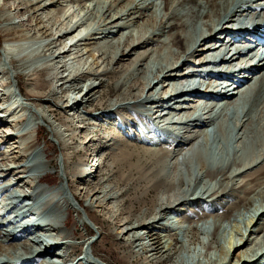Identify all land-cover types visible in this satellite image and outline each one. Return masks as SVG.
Here are the masks:
<instances>
[{
    "label": "bare ground",
    "instance_id": "bare-ground-1",
    "mask_svg": "<svg viewBox=\"0 0 264 264\" xmlns=\"http://www.w3.org/2000/svg\"><path fill=\"white\" fill-rule=\"evenodd\" d=\"M41 1L43 0H0V23L8 21L12 17H15L19 20L18 24L13 23L15 20H13L11 23L13 25V29L11 33L12 37L9 38L10 44L24 43L33 35H38V38H49L43 50L41 51H44L45 53L51 52L52 54V52L54 53V51H51L52 48L58 46L57 50H59V53L56 57L72 55L75 59L77 57L76 54H79L80 52L82 53L83 50L79 48V43H86L84 42L85 39H77L78 35H80L79 33L74 35L78 29V26L77 28H74V30L71 29L63 34L59 33L60 35L57 37L54 35L53 30L50 29L51 27L47 28L45 25L41 27L40 22L44 20L40 19L37 22L38 17H35L36 11H38L39 7L43 5L47 9H51L50 7L55 9L60 3H58L59 0H44V3H41ZM117 1V3H119L123 0ZM129 1L131 2L133 0H125L122 5L123 8L118 10L117 13H115L116 15L109 14L111 16L108 18L111 20L117 15L118 17L112 21H109L110 24L107 29H110L113 25L115 26V24L119 22L118 20L123 19L124 15L127 16L125 18H130L131 20L134 19L132 17L134 12H130L132 8L128 4ZM161 1L165 3L166 12L162 15V17L159 18V20L157 19L158 17L153 14V12H151V14L148 16L144 14V16L147 17L148 23L146 25L148 26L146 30L150 27L152 30V35L148 37L146 36L145 39H140L139 41L137 40L138 42L136 43L134 40V42L126 41L123 44H118V51L116 52L112 51L110 53L103 50L101 52L104 56L102 61L106 62L107 67L99 72L96 71L91 73L90 70V73L86 74L87 78L85 81L87 83H84L86 84V89H80L79 91L77 90L78 92L75 93V97H80V95H82L81 102L76 101L73 103V106H75L77 112H80L83 117L84 115H88L90 118L92 116L90 114H84L83 110L88 105V107L92 108L89 110V112L97 110V105H94V103L101 105L102 108H106V112L117 111L119 108L125 109L134 107L141 109V105L147 108V104L149 103L148 105H150L152 103L150 100H154V104L161 105L164 103L167 105L182 103L179 104V110L173 109L175 112H172L173 114L171 116L173 119L174 114L179 112V118H177L179 123L175 122L174 120L176 119L174 118L171 124L176 125H173L172 127L170 126L171 128L167 129L173 131L172 134L179 135L177 139L178 144L173 148L172 146L174 144L170 146L167 143H154L153 145L155 146H151L146 142L148 139H164L167 136L168 131L160 129L155 125L145 123V125L143 124L141 126L142 128L140 130H137L133 128L121 127H126L127 125V121L124 118L119 117L120 122L115 120L112 121L113 123L121 124L119 126V130L121 133H125L126 139H114L108 142L109 144L107 143L108 145H106V148L110 151L108 163L112 166H128V171L125 173L127 182L133 180L134 178H139V181L144 180L146 183V189L144 190L148 191L153 189L155 191V196L151 205L149 207L142 208L138 214H133L135 215L133 218H130L131 215H127L125 218H119L114 213L110 215L109 213H111V210H113L112 208L114 207V204L119 205L118 203L123 201L126 193L123 188L120 187L119 189L113 190L114 187L112 188L108 183H106L107 180L109 181V173L111 169H109L107 176L103 175L101 178L102 180L105 179L103 181L106 183H103V187L100 185L101 182L99 181L95 183L94 180L92 185L90 181L91 178L96 179L95 177H97V174H99V168L101 167L98 165V167L95 168L92 173H87L86 175L84 174L86 178L89 176L88 180L81 179L82 175H77L76 178H80L82 181H84L85 186L81 185L77 187V191H74L73 188L76 186L73 184V182H75V180L70 176L71 173L69 171L71 170V165H66L67 163L65 162V158L61 168L66 177H64L63 174L61 177L65 178L67 189L64 187V185H59L56 187L49 185V188L48 186H42L40 183L47 177L48 170L55 167L54 161L50 158L47 152L44 151L46 153V161H43L40 158L34 159L35 157L32 158L33 156H31L33 166L31 167L32 169L29 170L32 173H26L27 171H25V169L27 165L23 164L24 159L21 155L22 151H20V146L15 144L17 140L12 142L11 138L0 136L3 143L1 148L4 149L1 154V161H3L6 165H8L7 162L10 161L11 163L17 164L16 167L18 169L23 168V170H15L14 167H10L8 168V172L10 169H12L10 174L5 171L0 173V179L4 177V175V178L6 179L10 177L11 174L16 177L14 178L15 181H12L11 179L9 180L8 178V180H5V182H0V233L5 234L4 236L2 235L3 238H0L2 241H15L16 236L22 232V229L27 224L26 226L28 229L33 227L36 228L37 226H40L37 228H48L47 230L49 233H45V236L52 239L51 245L57 247L59 244V247H61L59 248L60 251L64 247L62 241V239H64V244L66 245L65 250H70L71 247H76L78 244L71 240L74 235H76V232L66 230V227L71 222L68 220L70 213L69 209H76L80 213L81 210H83L88 220L86 218L81 219H84L86 224L93 228V226H97V223L89 214L88 210L93 209L94 207H100L101 209L98 208L100 211L107 209L105 212V218L111 221V217L114 224L117 226V239L122 240L127 246H130L132 248L131 252H136L138 255L144 254L147 264L162 261H167V264H182L181 262H183L184 258L181 256V251H183L181 249H183V246H179V244H181L180 239L177 240V238L174 236L173 242L171 238H169L170 240L166 238V234H163L165 230L164 228H161V220L164 219L161 216H157V214H155L154 216L147 218L150 211L152 214L153 210H162L172 206L170 204L164 205V198L162 199L163 195H167L169 192H172V197L176 194L177 196L179 195L177 198L178 201H174L175 206L177 207L176 212L179 211L180 215L182 216H180L179 219H182L183 222H188L190 226L184 230L185 236H189L187 233L192 231L193 228L197 227L199 229V225H194L193 227L192 224L193 222L199 224L198 221L205 217L204 213L206 211L207 217L212 218L211 220L213 221V224L216 225V223L218 224L217 221L220 219H231L230 217L233 216L234 211L241 212V207L246 210H252L250 213L252 215L251 221L247 225L248 227L246 229V233H242L240 230L241 236L239 238L237 237V240L234 238L233 240L229 241L228 245L226 246L218 245L217 249L223 262L221 261L217 263L215 260L214 264H222L229 259L235 260V258H238L237 262L242 261L241 257L244 256V253L247 250L252 249L260 239L264 238V212L260 211L259 209L254 210L255 208L251 209V207L254 205V196L260 198L264 197V120L262 121V114H264V105H262L264 104V51H259L256 49V47H254L246 51L240 50L241 52L239 54H237V51L233 52L234 49H237L240 47V45H248L249 41L244 35H241L237 41H233L232 43L222 41L218 48H210L213 42L216 41L215 38L217 34L223 33L222 31L216 33L218 28H221L225 24L234 21L238 15L254 14V10L250 9V6L252 3H254V1ZM102 2L103 1L100 0V3ZM108 3H110V1ZM104 4L102 6H104ZM152 5L153 4H151V6ZM145 6L148 5L146 4ZM108 8H110V5ZM262 10L264 12V8ZM6 11H8V14ZM12 11L16 12L14 16H12L10 13ZM141 14H143V12ZM34 18H36L35 26L32 23ZM201 25L204 26L203 30H201ZM259 27L261 28L260 30H263L262 27L264 26L258 25V28ZM122 29L123 28L120 26L116 30V33L118 31L119 34ZM7 30L9 29L0 27V34H7ZM113 31L114 30H112V32ZM112 32L108 31V33ZM101 33L102 32H92L91 36L89 35L90 38H86V40H89L87 42L88 44L94 45V49L97 40H100L98 38ZM67 40H70V42H68L65 47H63L64 49H61L62 44H65ZM211 52L231 53L230 60L224 62L223 65L220 63L217 68L214 67L213 69L218 74L217 78L221 81L226 78L223 74L225 66L227 65L228 67H232L236 62H238L243 68L237 71V74L234 75L236 78H242L239 85H237V88L233 90L231 96H225L224 101L221 102L210 101L209 99H215L213 96H209L208 98L199 96L197 100L194 101L180 102L182 99H188L185 96L186 87H183L182 84L184 82H188V78L195 76L194 74L187 71H190L195 67L203 68L204 66H207V55ZM8 54L9 53L2 54L4 58L0 65L6 67V63H13L19 68L25 66L26 61H20L19 59H13L7 62ZM56 61L58 62L57 67L60 66L62 68L65 66V62L63 60L59 59ZM78 62L80 63L79 59ZM49 65L50 64H43V66L41 65L42 67L40 69H37L35 72H33V80L35 81L34 84H36L40 80H38V78L42 75L44 76V74H47V76L50 77L49 70L51 67L48 68ZM153 66H156V69L154 68L155 70L152 68ZM64 70L66 71V69ZM22 73L23 72L19 73L18 71L13 74V77L18 79V77L22 76ZM183 73L185 74L184 76H182ZM24 74H26V72ZM231 74H234V72ZM24 76H27V80H32V74L27 73V75ZM211 77L199 78V81L205 85V90L217 88V85H212L214 81L207 82V79ZM166 81L168 83L164 84ZM220 81L218 84L221 83ZM16 82L22 95H33V98H29V100H32V102H28L27 104L30 106V109H32L36 119L40 120L37 121L38 123L50 126L49 132L53 133V135H56L59 140L61 139V134L63 139H72V142L77 138V135L74 134V132H71L74 131L72 127L70 128L71 125L63 122L57 123V116L59 114L56 108L49 109L44 107V104L47 102L46 100H43V91L39 90L38 93H33L31 89L28 91L29 89L27 88V91H24V94L23 87L20 86L19 79L16 80ZM14 84L16 85V83ZM39 84L43 90L42 83H37V88L39 89ZM110 85H112L114 95L105 100L103 93L104 90L108 89ZM159 85L162 87L161 90L158 89ZM60 88L63 91L62 85ZM230 90L231 89H228L227 93ZM54 95L55 93L52 91L51 96ZM165 95L168 96L167 99L162 100V97ZM189 98L191 97L189 96ZM143 99H146V101H143ZM190 100H193V98ZM55 105L58 107L57 102ZM231 109L234 110V114L229 116L228 114ZM136 113L137 115L141 114L142 116V113ZM102 115L105 116V114ZM95 119L98 120L97 117H95ZM29 120L30 118L25 121V123L27 122L26 127L28 130L33 128V125L28 123ZM225 120H228L229 122L231 120L230 123L232 131L222 124ZM261 121L263 124H261ZM144 122H148L147 118ZM84 124V126L76 125L75 127L77 130L83 129V127H89L87 123ZM37 125L38 124H35V126ZM206 128H211L213 131L212 138L215 142L211 144L209 141V139H211V134ZM139 132L143 134L142 137H140ZM24 135H26V133H22V139H25ZM90 136L91 134H88L85 137L81 136L83 139L85 138V140L88 138L85 146H87L92 141V136ZM201 136L204 138L203 140L201 139ZM18 137L19 136L17 135L15 138L19 140L20 137ZM38 139L39 135L38 130L36 129L35 137L31 141L25 143L27 146H22H26L25 150L32 149V152H30L31 154L34 152L33 149L37 147ZM235 139L239 141L238 144L234 142ZM94 143H96V141H94ZM65 145H67L65 148L68 149V144L66 143ZM218 146L219 151L221 150L220 154L218 153L219 151H216ZM38 148L39 147H37V149ZM90 155H93V152ZM89 158L91 159L92 156ZM96 158L97 156L94 158V160L97 162L98 160ZM92 161L93 159L90 161V163ZM21 171H23L25 174L20 175ZM206 176L212 177L214 179V183L212 185L208 186L207 181L204 180ZM29 181L35 183V190L39 189V192L44 193V198L49 197L48 199L53 201L52 207L58 203V206H60L61 209L50 211L52 209L50 208L48 210L50 212H48L46 209L41 210L45 204V201L41 199L43 196L39 200L34 201L36 204L35 206H33L31 202L28 203L27 201L26 205L22 206V208H26V211L20 210V212H18L19 214H25L26 216V212L30 211V213H33L32 215L35 219L33 218L34 220L30 221L29 219H31V217L29 216L31 215L28 216L27 214V219L21 225H18L17 227L13 226L14 228L9 226L11 229H2V226H4V220H2L3 214H1L2 212L6 211V209L14 208V204H16L17 199L19 198H25L26 200L33 199L34 192L30 194L28 192L29 190H32L31 186L27 185ZM21 182L22 184H20ZM193 183H199L200 191L199 193L197 192V195L200 196V198L202 197L201 199H198L200 201H196L198 207L200 206V210L198 209V211L195 210L194 212L192 209H195V205L189 203L191 199L187 194ZM23 185L28 186V188ZM126 185L128 184L126 183ZM14 188H16V190H13ZM16 192L18 195H15ZM234 194L236 195L235 199L233 197ZM167 196L170 197V195ZM262 200L264 201V199ZM64 203H69L68 208H64ZM193 203H195V200ZM121 206L122 204L119 205L120 211H122ZM37 216L39 217L37 218ZM50 219L53 221L55 219L57 225H55L56 223L53 224V222H50ZM58 231L61 233L57 234ZM56 234L58 236L61 235V238H58ZM191 237L188 239V241L191 240L192 242L194 238L193 236ZM30 240L32 241L29 243L28 249H26V254L30 255L26 257L21 256V250L25 248L20 247L19 243L9 242L8 246L0 243V264H19V260L23 261L24 264H28L30 262L29 259L31 258V255H37L35 254V250H33V238ZM95 241H97V239L87 241V243L92 247V253L94 256L88 248L86 251H84V256L89 258V261L92 258V263L90 264H105L100 262V260L98 261V257H96V252L98 251L94 247ZM22 244L23 246H27L24 245L25 242H22ZM176 244H178L179 247ZM204 244L203 249L206 251L203 252L208 254L207 248L210 246H206ZM51 245L49 244V246ZM55 247L51 250H45L47 255L49 253V258H51L50 254L55 251ZM40 249L42 248H38L37 250ZM26 250L22 251L24 252ZM71 255L72 250L66 251L64 256L70 257ZM33 256L32 258H35ZM60 257H63V255L54 254L53 258H51L52 264L54 262L55 264H62L63 262L61 260L65 259V257ZM81 259L78 260L77 264H82ZM46 260H48V258H45V261ZM74 260L70 261L72 263H76ZM41 262L42 264H47L44 262V260H41Z\"/></svg>",
    "mask_w": 264,
    "mask_h": 264
},
{
    "label": "rangeland",
    "instance_id": "rangeland-1",
    "mask_svg": "<svg viewBox=\"0 0 264 264\" xmlns=\"http://www.w3.org/2000/svg\"><path fill=\"white\" fill-rule=\"evenodd\" d=\"M102 1L103 2L100 3V0H59L58 3L60 2L61 4L60 3H59V5L57 4L58 6L55 9H52V7H50L51 9H47L46 7H44L42 5L39 7L38 11H36L35 17L36 18L38 17L37 22L40 19L44 20V21L40 22V26L42 27L45 25L47 28L51 27L50 29L53 30V33L56 37L60 34H63L67 31L71 30V29L74 30V28H77V26H78V29L74 33V35L75 34L77 35L79 33L80 35H78L77 39H79V38L85 39L84 42L87 43L89 40L88 39L86 40V38H90L92 32H102L98 38L100 40H97L98 44L97 43L95 44V49H94L93 44H88V43L86 44L83 42L79 43V48L83 49L82 53L80 52L79 54L78 53L76 54V56L80 60V63L78 62L77 57L74 59V57L72 55L71 56L67 55V56H63V57L62 56L56 57V56H58V53H59L58 52L59 50H57L58 46L52 48L51 51H54V53L52 52V54H51V52L45 53L44 51H41V50H43V48H44V46L47 43V40L49 38L48 39H46L45 37L38 38L39 37L38 35H33L31 38L26 40L24 43L10 44L9 38L12 37L11 33H12V29H13V25L11 23L13 20H15L16 22L14 21L13 23L18 24L19 20L16 19L15 17H12L10 20L3 22V23H0V27H4V29H6V28L9 29V30H7L8 31L7 34H0V64L4 58V56L2 55L3 53H5V54L9 53L7 62L9 60H13V59L14 60L19 59L20 61H26L25 66L22 68H19L18 66L14 65L13 63L12 64L6 63L7 66L6 67L4 66L5 68L2 65H0V119H1L0 120L1 121L0 122V136L11 138L12 142L17 140V142L15 144L20 146V148H21V150H20V151H22L21 155H22V158L24 159L23 164L27 165L26 169H25V171H27L26 173H28V172L32 173L30 171L32 169L31 167L33 166V161L31 159V156H33L32 158L35 157L34 159L40 158L41 160L46 161L47 158H46V153L44 151L47 152V154L50 156V158L54 161L55 167L50 168L48 170L47 177L45 178V180H43L40 183V185L46 186V187L48 185V188H49V185L55 186V187L59 186V185H64V187L67 189V183L65 181V178L61 177L62 174L64 175L63 170L61 168L63 165L64 158L66 159V161H65L67 163L66 165H69V166L71 165V170H69L71 173L70 176L75 180V182H73V184L76 186L73 188V190L77 191V187H79L81 185L85 186L84 181H82L81 179H87L88 180L89 176L86 178L85 175L87 173H92L91 172L92 167H95V165L94 164L89 165L90 161L92 160V158L90 159L89 157L92 156V155H90L92 152H94V153L96 152L97 154L95 155V157L97 156V158H96L98 160L97 165L101 168H99V174H97V177H95L96 179L91 178V180H90L91 185L93 184V182L95 180V183L97 181L101 182L100 185H102V187L104 186V184L108 183L110 185V187H112V188L114 187L113 190L119 189L120 187L123 188V190L126 191V193H125V196L123 198V201H121V203H118L119 205L122 204V206H121L122 211L119 210V205L114 204V207L112 208L113 210H111V213H109V214L111 215L112 213H114L119 218H121V217L125 218V216L131 215L130 218H133L135 216L133 214H138L142 208L149 207L151 205L152 200L155 196V191L153 189L145 191L144 189H146V187H145L146 183L144 180L139 181V178H137V179L134 178L133 180H130L127 182V179L125 178V175H126L125 173L128 171V169H127L128 166H125V165H123V166H115V165L112 166V165H110L108 163L110 151L106 148V145H108L109 144L108 142H110L114 139H126L125 133H121L119 130V126L121 124L112 122L114 120L120 122L119 117L124 118L127 121L126 127L121 126L123 128H133V129L140 130L142 128L141 126L143 124L144 125H145V123L151 124L150 122H144L145 121L144 115L141 116V114L137 115V113H136V112L142 113L143 111L144 112L147 111L145 109H148L150 107V105H148L149 103L147 104V108L145 106L141 105V109L140 108H134V107L133 108H125V109L119 108V109H117V111H113V112L112 111L106 112V108H102L101 105L94 103V105H97V110L89 112V110L92 109L91 107H88L89 105L87 107H85L83 110V113L84 114H90L92 116L91 118L88 115L87 116L84 115V117H83L82 114H80V112H77V109H75V106H73V103L76 101L81 102L82 95H80V97L79 96L75 97V93H77L80 89H86V86H85L86 84H84V83H87L85 81V79L87 78L86 74L90 73V70H91V73L96 72V71L99 72L101 70H104L105 67H107L106 62L102 61V59H104V56L101 52L103 50L110 52V53L112 51L116 52V51H118V48H117L118 44H123L126 41H129V42L133 41L134 42V40L136 43L140 39H145L146 36L148 37V36L152 35V30L150 29V27L146 30V28L148 27L146 25L148 23H147V17L144 16V14L148 16L149 14H151V12H153V14L156 15V17H158L157 19L159 20V18L162 17V15L166 12V10H165V3H163V1H161V0H133L131 2L129 1L128 4L132 8V10L130 12H132V11L134 12L132 14V17L134 19L131 20L130 18H125L127 16L124 15L123 19H120L121 21L118 20L119 22L117 24H115V26L113 25L110 29H107V27L110 24L109 21H112L113 19L117 18L118 15L115 16L112 20L109 19L108 17H110L111 15H116L115 13H117L118 10L123 8L122 5L125 2V0L121 1L122 3L121 2L117 3L118 2L117 0H109L110 3H108L109 2L108 0H102ZM104 1H106V2H104ZM160 2H161V4H160ZM41 3H44V0L41 1ZM97 4H98V6H97ZM103 4H104V6H102ZM146 4L148 6H145ZM151 4H153V5L151 6ZM109 5H110V8H108ZM112 5H113V8H112ZM144 7H146V8H144ZM142 9H143V11H142ZM145 9H147V10H145ZM144 11H145V13H144ZM139 12H141V13L143 12V14H141ZM6 13L8 14V11H6ZM10 13L12 16H14L16 12L12 11ZM109 14H111V15H109ZM36 18H34V20L32 22L34 26L36 23ZM126 20L129 22V24ZM55 21L57 24L55 23ZM120 26L123 29L118 34V31L116 33V30ZM201 27L203 30L204 26L201 25ZM112 30H114V31L112 32ZM149 30H150V32H149ZM108 31H111L112 33H108ZM68 42H70V40H67L65 44H62L61 49L63 47H65V45ZM99 54H101V55H99ZM59 59L63 60L65 62V63L63 62L65 64V66H64L65 68L64 67L61 68L60 66L57 67L58 62L56 60H59ZM43 64H50L48 68H50V67L51 68L49 70L50 77L47 76V74H44V76L42 75L41 77L38 78V80L39 79L40 80L37 83H42V88H43V90H42L40 84H39V89L37 88V83L34 84L35 81L33 80V77H34L33 72H35L37 69H40L43 66ZM51 64L53 67L51 66ZM151 65H153V64H151ZM152 68L156 69V66H153ZM64 69H66V71ZM88 69H89V71H88ZM18 71H19V73L23 72L22 76L18 77L19 82H20V86L23 87V93H24V91H27V88L29 89L28 91H30V89H31V91L33 93H38L39 90L43 91V100L44 101L46 100V102H47L44 104V107L49 108V109L56 108V110L59 114L57 116L58 117L57 123L63 122V123L71 125L70 128L72 127V129L74 130L71 132H74V134L77 135V138L75 140H73V142H72V139H69V140L63 139L62 134H61V139L59 140L56 135H53V133L49 132L50 126L43 125V124H40L37 122L40 120L36 119V116H34L35 114L33 113L32 109H30V106L27 104L28 102H32V100H29V98H33V95L32 96L22 95L18 89V86H17L16 80H18V79L13 77V74L18 72ZM71 71H73V72H71ZM79 71H80V74H79ZM25 72H26V74H24ZM27 73L32 74V77H31L32 80L31 79L27 80V76H24V75H27ZM77 75H79V76H77ZM60 79H62V80H60ZM208 81H210V82L215 81V79L211 77V78L207 79V82ZM14 83H16V85ZM167 83L168 82L166 81V83H164V84H167ZM61 85L63 87V91L60 88ZM81 86H82V88H81ZM158 87H159L158 89L161 90V88H162L161 85H159ZM64 89H65V91H64ZM49 90L51 92L54 91L55 95L51 96V92ZM66 91H69V92H66ZM113 95H114V92L112 90V85H110L108 87V89L104 90L103 97L105 100H107L108 98L112 97ZM69 96H70V98H69ZM143 101H146V99H143ZM56 102L58 104L57 105L58 107H56V105H55ZM262 105H264V104H262ZM104 107H106V106H104ZM172 112L174 113L175 111L171 110V114H173ZM178 113L179 112H176L174 114V118L176 119L174 121L179 123V121L177 120V118H179ZM102 114H105V116H103ZM106 114H107V116H106ZM262 115H263V117H262L263 118L262 121H263L264 120V114H262ZM95 117H97L98 120H96ZM213 117H215V116H213ZM29 118H30V120L28 123L32 124L33 128L28 130L26 127L27 122L25 123V121L28 120ZM84 121H86V122H84ZM262 121H261V124L264 123V121H263V123H262ZM111 122H112V124H111ZM224 122H226V120ZM224 122L222 124H224ZM84 123H87V125H89V127H86V128L83 127V129H78V130L76 129V127H75L76 125L77 126H82V125L84 126L85 125ZM234 123H235V121H234ZM35 124H38V125L35 126ZM173 125H176V124H172L171 127ZM171 127H169V128H171ZM36 129L38 130V135H39L37 147H39L41 149V151L39 148L37 149V147H35V149H33L34 152L30 154V152H32V149L25 150V148L27 146L25 143L31 141L35 137ZM206 129L208 131L211 130V128H209V129L206 128ZM22 133H26V135H24L25 139L24 138L22 139V136H21ZM88 134H91L92 141L87 146H85L88 138L85 140V138L83 139L81 136L85 137ZM17 135L20 137V138L18 137L19 140L15 138ZM139 135H140V137H142L143 134L139 132ZM1 137H0V139H1L0 140V173H2V171H5L8 174H10V172L12 170V169H10L8 172V168H10V167H14L15 170H23V168L18 169L16 167L17 164H15V163H11L10 161H8L7 162L9 165L8 166L3 161H1L2 160L1 154H2V151L4 150L3 148H1L3 145ZM203 137H204V135H203ZM203 137L201 136L202 140L204 139ZM210 140L211 139H209V141ZM94 141H96V143H94ZM70 142H72V143H70ZM234 142L236 144L239 143V141H237V139H235ZM66 143L69 146L68 149L65 148L67 146V145H65ZM177 144H178V142L176 141L174 143V145L172 146V148L175 147ZM22 145H26V146L24 147ZM151 146H155V145H151ZM36 150H37V152H36ZM216 151H219V146H218V149ZM220 152H221V150L218 153L220 154ZM88 158H89V161H88ZM98 166H96V168ZM109 169H111L110 173H109ZM108 173H109V181L107 180L105 183V181H103L105 179L102 180L101 178L103 175L107 176ZM21 174L24 175L25 173L23 171H21L20 175ZM77 175H82L81 179L80 178L77 179L76 178ZM4 177H5V175H4ZM4 177H2L0 179V182H2V181L5 182V180H8V178H9V180L11 179L12 181H15L14 178H16L12 174L10 175V177H8L6 179ZM64 177H66V176L64 175ZM201 179H202V176H201ZM204 180L207 181L208 186L212 185L214 183V179L212 177L206 176L204 178ZM126 183L128 185H126ZM20 184H22V182ZM20 184H19V186H20ZM111 184H112V186H111ZM27 185H30L32 188V190L28 191L29 194L34 192L33 193V199L32 200H26L25 198H19V199H17L16 204H14V206H15L14 208H12V209L9 208V209H6V211L2 212L1 213V214H3L2 220H4V223H3L4 226H2V229H4V228L11 229V228L17 227L18 225H21L27 219V217H26L27 214H28V216L31 215V216H29V217H31V219H29L30 221L35 219L32 215L33 213L32 212L30 213V211L26 212V216H25V214H23V215L19 214V212H20V210L26 211V208H22V206L26 205L27 201H28V203L31 202L33 204V202L36 200H39L43 196L44 193L39 192V189L35 190L36 185L34 182L29 181L27 183ZM23 186H25V185H23ZM199 186H200L199 183H193L191 186V189L187 192V194L189 195V198L191 199L190 200L191 202L189 201V203L190 204L192 203L195 205L194 206L195 209H192L193 212L195 210L198 211V209L200 210V208H199L200 206L198 207V204L196 203V201H200L198 199L202 198V197L200 198V196L197 195L200 191ZM25 187L28 188V186H25ZM13 190H16V188H14ZM29 194H27V195H29ZM16 195H18L17 192H16ZM51 195H52V193H51ZM167 195H170V197L172 199L170 197H168ZM167 195L165 194L162 197V199L164 198L163 199L164 205L170 204L174 207L170 206V207H168L166 209H162V210L157 209L158 211L153 210L152 214L150 211L147 218L152 217L155 214H157V216H161L162 218H164L163 220H161L162 221L161 228L162 229L164 228L165 231L163 232V234L164 235L166 234V238H168V239L171 238V240H173V237L175 236L177 238V240L180 239L181 244H179V246L180 245L183 246V249H181V250H183V251H181V253H182L181 256L183 258V256L186 253V257H187V259H183V262H181L182 264H214L215 260L217 263L221 262L222 260L220 258V253L217 249V246L218 245L226 246V245H228V242L233 240L234 238H235V240H237L241 236V234H240L241 232L246 233V229L248 227L247 225L251 221L252 215L250 213L252 210H246L242 207H241V209H242L241 212H236V211L233 212L234 213L233 216L236 214L234 217L231 216L230 217L231 219H225V220L220 219L217 221L218 224L216 223V225L213 224V221L211 220L212 218L207 217V211L206 212L204 211L205 212L204 213L205 217L203 218L204 220L201 218L202 220L198 221L199 224H196L194 222L192 224L193 227H194V225H197V226L199 225L198 227H201V229L204 228V231H202V230H200V228L198 229L196 227V228H193L192 231H189V233H187L189 236H185L184 230L187 229V227L189 228L190 226H189L188 222H183L182 219H179L181 216L180 212L179 211L176 212L177 207L175 206L174 201H176V202L178 201L177 198L179 197V195L177 196V194L176 195L173 194L174 196L172 197V192L167 193ZM234 195H233V197L235 199L236 195L235 196ZM48 198H44V196L41 198L42 200L45 201L44 202L45 204H44L43 208H41V210L46 209L48 211L49 210L48 208L50 207V205L52 206L53 201L51 199H48ZM174 198H176V199H174ZM262 199H264V197L260 198V197L254 196V201H253L254 205L251 207V209L255 208L254 210L259 209L260 211L264 212V201ZM165 200L168 202H166ZM194 200H195V203H193ZM206 200H208V199H206ZM81 203H82V199H81ZM68 204L69 203H64V205H63L64 208H68ZM256 207H258V208H256ZM51 208L52 209L50 211L61 209L60 206H58V203L55 204V206L51 207ZM98 208H100V207H94L93 209L88 210L89 214L94 218L95 222L97 223V226H95V227L93 226V228H91L88 224H86L84 219H81V218L87 219L85 212L83 210H81V213H80L76 209H69L70 213H69L68 220L71 222L66 227V230L76 232V235H74V237L71 240L74 243H77L78 245L76 247H71L70 250H72V255L70 257L69 256L66 257V256H64L66 251H70V250H67V249L65 250L66 245L64 244V239H62L64 247L61 250H63V252H65L63 257H60V258L65 257V259L61 260L63 262L62 264H77L78 260L81 258H82L81 259L82 264L92 263V258L89 261V258L85 257L82 253H83V251H86L87 248L90 249V251L92 253L93 252L92 247L87 243V241L96 240V239H97V241H95V243H94V247L98 251V252H96V254H97L96 257H98V261L100 260V262H102V263H105V264H147L145 261L144 254L138 255L136 252H131L132 248L130 246H127L122 240L117 239V237H118V235L116 234L117 233V226L114 224L113 219L111 217H110L111 221H109L105 218L106 217L105 212L107 209H105L104 211H100L101 208L100 209H98ZM50 211H48V212H50ZM107 215H108V213H107ZM7 217H9V218H7ZM38 217L39 216H37V218ZM49 221L53 222V224L56 223L55 225H57V222L55 221V219H54V221L51 219ZM33 222H35V221H33ZM26 225L24 226L25 229L24 228L22 229V232H21L22 234L20 233L19 235L16 236L15 241H2L0 239V243L4 244L5 246L6 245L8 246L9 242L19 243L20 247L25 248L22 250H26L29 247V243L32 241L30 239L33 238V250H34V245H38L39 239L42 237V238H46L45 239V245L46 246H49V244L50 245L52 244L51 243L52 239L45 236V233L46 234L49 233V231L47 230L48 228H46V227L37 228V227H40V226H37L36 228L33 227L31 229H28V227ZM97 227H99V228H97ZM57 228H58V226H57ZM240 230H241V232H240ZM60 231H58L57 234H60L61 233ZM99 232H101V233H99ZM2 235L4 236L5 234L0 233V238L1 237L3 238ZM191 236H193V238H194L193 241H195V239H196L195 242H193V241L191 242V240L188 241V239ZM58 238H61V235H59ZM22 240H24V241H22ZM22 242H25L24 245H27V246H23ZM173 242H174V240H173ZM204 242H205V244H204ZM203 244L206 246L207 245L210 246L207 248L208 254H206V252H203V251H206L205 249H203ZM176 245L178 246V244H176ZM53 246L54 245H51L50 247L53 248ZM55 248H56L55 251L50 254L51 258H53L54 253L58 252L59 248H61V247H59V244H58L57 247H55ZM22 250H21L22 255L20 254L21 256L26 257V256L30 255V254H26L27 250L24 252ZM195 250H198L199 254L197 252L195 255L191 256L190 254H193L195 252ZM28 253H30V252H28ZM92 255H93V253H92ZM32 256L33 255H31V258L29 259L30 262L28 264H33V263L34 264H42V262H41L42 259L40 257H38L36 255V256H33L35 258H32ZM77 256H81V257H79L76 260V263H72L70 260L75 259ZM241 259H242V261H238V262H237L238 258H235V260L229 259L225 263H222V264H264V238L260 239L253 246L252 249L247 250L244 253V256L241 257ZM18 262H20L19 264H24V262L21 260H19ZM151 264H167V261L156 262V263H151Z\"/></svg>",
    "mask_w": 264,
    "mask_h": 264
},
{
    "label": "built area",
    "instance_id": "built-area-1",
    "mask_svg": "<svg viewBox=\"0 0 264 264\" xmlns=\"http://www.w3.org/2000/svg\"><path fill=\"white\" fill-rule=\"evenodd\" d=\"M197 252H195V254H196Z\"/></svg>",
    "mask_w": 264,
    "mask_h": 264
}]
</instances>
